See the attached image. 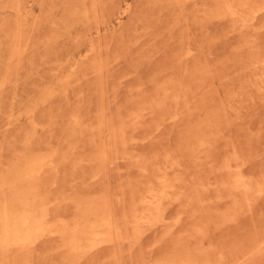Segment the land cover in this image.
I'll use <instances>...</instances> for the list:
<instances>
[{"label":"rangeland","instance_id":"1","mask_svg":"<svg viewBox=\"0 0 264 264\" xmlns=\"http://www.w3.org/2000/svg\"><path fill=\"white\" fill-rule=\"evenodd\" d=\"M3 213L0 264H264V0H0Z\"/></svg>","mask_w":264,"mask_h":264},{"label":"bare ground","instance_id":"2","mask_svg":"<svg viewBox=\"0 0 264 264\" xmlns=\"http://www.w3.org/2000/svg\"><path fill=\"white\" fill-rule=\"evenodd\" d=\"M6 209L4 211L3 210L2 211L5 213V211H7ZM4 213H3V215H0V216H2V218H4ZM9 215H10V213H9ZM9 215H7V216H9ZM43 218L44 217H42V219ZM42 219H33L30 217H24L21 219L20 224H18L17 222L13 223V221H11L13 223V224H11V223H9L10 220L6 221L3 223V228H2L3 233H1L2 231L0 228V233H1L0 235L2 236V237L0 236V238H3V242L12 243L11 246L12 245L15 246L16 244L17 245H20V244L25 245V243L30 241V238H32L33 234H35V232H37V231H40L42 229V227L44 226L42 224V223H44V221ZM4 220H2V221H4ZM2 221H1V223H2ZM109 230L111 231V228ZM41 231H43V229ZM39 233H41V232H39ZM8 246H10V245H8Z\"/></svg>","mask_w":264,"mask_h":264}]
</instances>
